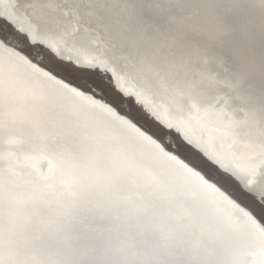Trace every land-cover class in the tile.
I'll return each instance as SVG.
<instances>
[{
	"label": "water",
	"instance_id": "water-1",
	"mask_svg": "<svg viewBox=\"0 0 264 264\" xmlns=\"http://www.w3.org/2000/svg\"><path fill=\"white\" fill-rule=\"evenodd\" d=\"M0 16L13 20L18 28L24 30L11 47L17 50L27 48L31 52L29 59L38 67L50 65L46 59L51 57L54 62L73 70L93 72L118 98L117 103L121 100L122 106L129 108L134 102V93H130L128 99H122L112 92V80L108 75L90 71L89 68L93 66L77 67L72 57H78L81 51L79 47L69 43L71 41L67 30L53 31L39 25L28 3H21L20 0H0ZM35 24L42 28L43 33H37L45 36L47 43L32 39L31 35L34 33H31L29 28L35 31ZM234 36L220 35L205 46V50L212 57L233 63L232 69L231 66L224 65V68L230 70V74L226 75L228 79H224L234 83L221 84L224 85L221 89L213 91L203 100L198 99L203 112H198L195 108L192 97L198 96L191 89L190 80H204L207 83L212 81L208 74L200 71L204 70V61L201 58L206 54L204 48L175 49L163 44L147 43L145 40L146 43H138L142 53L138 57L141 73L132 85L137 88L136 84H141V80L146 79L152 85V96L163 98L161 107L170 108L173 104H181L184 108L183 117L179 120L172 119V125L166 124V118L162 115L152 112L140 96L135 101L137 111H134L132 116H136L138 112L147 114L151 124L143 120L137 123L127 113H120L150 139L130 133L114 119L108 109L117 113L120 109L112 103L113 99L105 94L102 86L94 82L90 85L91 91H83L55 75L56 73L79 85V81L59 68L58 72H51L49 69L50 75L39 79L20 70L18 90L0 102V118L37 134L44 133L46 139H55L65 146L68 143L76 154L82 153L79 157L74 153L69 159L76 163L84 161L101 179L111 182L116 188L122 187V190H117L121 191L119 200L125 202L121 203L120 209L118 207L115 216L125 222H131L132 231L138 238L147 239L166 257L172 255L173 261L178 264H264V224L257 221V227L252 229L242 212L236 211L229 216L228 199L221 193L230 197L233 194L230 188H224L215 181H208L214 186L213 189L208 188L204 180L197 178L193 173L199 172L206 180L203 171L207 172V167L210 166L203 164L201 158L188 148H182L181 152L183 156L189 157L193 166L184 161L179 152L173 151L177 146V139L181 138L218 161L226 152L240 159L249 154L246 145H241L240 139L235 138L233 132L224 130V122L229 120V116L219 109L225 104L227 96L236 101L237 95L243 99L248 93L245 85L239 83L237 78L246 80L245 73L236 64L235 56L228 49V44ZM61 53L70 54L71 58L65 59ZM155 68L165 70L167 79L158 78ZM254 68L255 66L250 67ZM181 75L189 79L178 82L176 78ZM181 89L184 94L180 93ZM243 107L250 111L247 103ZM233 108L236 115L242 116L237 110V101ZM218 111L220 114L216 113ZM200 114L204 124L196 118ZM256 122L259 123L258 115ZM176 123L179 124V129L174 126ZM211 124L218 127L213 128ZM229 126L232 127L231 124H228ZM235 130L240 134L238 127ZM169 143L172 148H168ZM4 156L8 160L7 168L15 164L17 158L7 149L4 150ZM197 165L200 169L194 168ZM42 167L43 175L49 177L47 181H51L53 177L45 164ZM188 168L193 171L189 172ZM237 178L248 187L245 176L237 174ZM250 190L264 201V181H261L260 177H257ZM234 195L242 198L238 190ZM242 202L246 203L243 199ZM160 236L164 245L156 241ZM174 257L179 258V261ZM138 264L150 263L142 259Z\"/></svg>",
	"mask_w": 264,
	"mask_h": 264
},
{
	"label": "snow or ice",
	"instance_id": "snow-or-ice-1",
	"mask_svg": "<svg viewBox=\"0 0 264 264\" xmlns=\"http://www.w3.org/2000/svg\"><path fill=\"white\" fill-rule=\"evenodd\" d=\"M20 2H26L31 6L38 24L42 27L53 31L66 29L76 37L77 43L83 49L82 55L85 59L83 67L92 66L95 60V66L90 67L89 70L108 75L112 80V92L122 99L129 98V94L133 92L129 85L137 81L141 73L138 57L142 53L137 45L146 43L144 37L157 27H163L170 33L181 34L187 38L200 39H215L224 32L222 22L211 21L205 24L195 15L193 10L198 7V0H20ZM23 32L24 30L18 28L13 20L0 16V102L18 90L20 70L38 79L48 77L49 69L51 72L59 71L57 67L51 65L38 67L29 59L31 52L27 48L17 50L11 47ZM67 62L72 63V61ZM236 64L246 76L248 93L243 99L239 95L235 99L237 110L242 114L241 122L237 127L240 129V134L246 137L242 143L246 145L249 154L240 159L226 152L218 161L181 138L177 139V146L173 151L183 156L181 149L188 148L201 158L203 164L209 165L207 172L201 170L205 173L206 180L199 172L193 174L204 180L205 185L210 189L214 186L208 181L222 184L224 188L228 186L233 194L230 197L226 193L221 195H225L228 199L229 216L236 211L242 212L247 217L249 226L255 229L257 221L264 224V201L250 190L256 183L257 177L264 181V37L260 42L258 63L254 69H250L242 46L237 53ZM76 66L82 67L79 64ZM76 79L81 88L89 91H91L90 85L95 82L90 76L76 77ZM139 96V92L134 93L132 96L134 102L129 108L123 107L121 100L117 103L115 98L112 103L120 109V112H114L112 109L108 111L130 133L150 139L145 137L131 120L120 114L127 113L132 116V113L137 111L135 101ZM245 103L249 105L250 111L244 109ZM234 114L235 112L232 115ZM132 118L137 123L143 120L151 124L147 114L138 112ZM167 146L172 148L170 143ZM171 158L175 159V157ZM183 158L193 166L189 157L183 156ZM50 167L54 168V165ZM194 168L200 169L199 165ZM188 171L192 172L193 169L188 168ZM237 174L247 178V188L237 178ZM213 177L217 178L213 179ZM48 179V176L41 174V181ZM92 185L99 186V181L85 172H80L79 178L73 176L62 181L59 187L51 183L33 185L15 205L9 204L7 210L4 206L3 192L0 190V264H130L126 259L114 258V251L105 238H100L96 247H82L75 250L67 244L60 250L46 254L18 250L16 241L18 227L32 219L34 207L55 204L56 209L62 210L57 211L54 218L49 217L40 221L42 229L49 234L59 232L62 224L71 222L75 216L74 208L77 200L83 191ZM236 190L242 194V198L235 197ZM242 199L246 203L242 202Z\"/></svg>",
	"mask_w": 264,
	"mask_h": 264
},
{
	"label": "bare ground",
	"instance_id": "bare-ground-1",
	"mask_svg": "<svg viewBox=\"0 0 264 264\" xmlns=\"http://www.w3.org/2000/svg\"><path fill=\"white\" fill-rule=\"evenodd\" d=\"M193 11L205 24H209L211 21L222 22L224 24L223 35L231 36L233 34L236 36L232 37L231 42L228 44L229 51L236 58L237 53L240 51V46H242L249 66H256L260 42L262 37H264V0H198V7ZM38 26V24H35V31L29 28V31L34 33V35H31L32 39L46 42V37L39 34L43 33V31ZM67 33L70 36L69 41L71 42L69 43L76 45L81 51L78 53V57H72L74 62L79 65H85L84 55H82L83 49L77 43V38L72 36L68 30ZM144 40L147 43L163 44L175 49L179 47L202 49L203 47L204 50L207 43L212 41V39H200L197 37L187 38L181 34L170 33L163 27H157L152 33L147 34ZM205 52L206 54L201 57L204 61V70L200 69V71L208 74L212 81L207 83L204 80H190L191 89L198 96V98L191 96L198 112L203 110L199 100H203L213 91L221 89L224 86L221 84L234 83L231 80L230 82L224 79L227 78L226 75L230 74V70L224 68V65L231 66L232 69L233 63L226 62V59L223 60L220 57V59L212 57L206 50ZM61 56L65 59L71 58V55L66 53H61ZM94 65L95 60H93L92 66ZM155 73H157L158 78L167 79L165 70L155 68ZM55 75L68 81L71 85L81 88L80 85L56 73ZM237 78L239 83H243L246 87L245 80L240 77ZM187 79L189 78L184 75L176 78L178 82L187 81ZM166 83L168 84V82ZM133 85H129L133 89L132 93L139 92L141 99L145 101L152 112H156V114L158 113L166 118V124L172 125V119L179 120L183 117L184 108L180 106L181 104H173L170 108L161 107L164 103L162 102L163 98L152 96V85L146 79L144 81L141 80V84H136L137 88ZM156 92L159 94L158 90ZM180 93L184 94V91L181 89ZM235 104L236 101L232 97L227 96L225 104L219 109L224 110L225 114L230 116L233 112H236L233 108ZM216 113L220 114L219 111ZM201 115L196 118L200 119V122L204 124ZM240 122L241 116L234 114L231 119L224 122V130L233 132L235 138L238 137L237 139H240V144L245 145L242 141L246 137L238 134L237 130H235ZM228 124H231L232 127H228ZM174 126L178 129L180 128L177 123ZM211 127L217 128L218 126L211 124ZM187 128L190 131L192 130L190 126ZM46 138L47 136L44 133L37 134L27 128H21L17 124H11L2 117L0 118V190L3 192L6 210L9 204L15 205L33 185H43L51 182V184L59 187L64 180L73 176L79 178L80 172H85L89 176L95 177L99 181V186L92 185L83 191L75 204V216L70 223L62 224L59 232L49 234V232L42 229L40 221L49 217L54 218L56 212L62 210L56 209L55 204L34 207L32 209V219L18 227L16 235L18 250L46 254L64 248L65 244L74 250L82 247H96L100 238H105L109 241L114 251V258L126 259L130 264H138L142 259H146L150 264H178L177 261H173L172 255L166 257L162 251L157 250L147 239L138 238L132 231L133 224L131 222H127L128 220L125 222L120 217L117 218L115 216L117 215L118 207L120 209L121 203L125 202L119 200L121 191L117 189L122 190V187L118 186L116 188L111 182L101 179L98 174L89 169V165L84 161L76 163V161L69 159V156L74 153L76 157L83 154H76L77 152L72 150L68 143L66 144L67 147L60 141ZM5 149L17 158L15 164L8 168L6 167L8 160L4 156ZM212 149L215 152V149ZM215 154L219 156L217 153ZM43 164H45L49 174L53 177L51 181L40 180V176L43 174L42 170H44ZM50 165H54V168H51ZM226 191L228 192V190ZM125 200H127L126 197ZM116 202L118 203L116 204ZM125 205L127 206L128 204L125 203ZM156 241L164 245V240L161 236ZM140 257L143 258L140 259ZM135 259L139 262L133 261ZM174 259L179 261V258L174 257Z\"/></svg>",
	"mask_w": 264,
	"mask_h": 264
},
{
	"label": "rangeland",
	"instance_id": "rangeland-1",
	"mask_svg": "<svg viewBox=\"0 0 264 264\" xmlns=\"http://www.w3.org/2000/svg\"><path fill=\"white\" fill-rule=\"evenodd\" d=\"M47 62L54 66V67H57L59 69H62L64 72H66L68 75H70L73 79H76V77H82V76H90V77H93L94 81L99 84L100 86H102L105 90V92L108 93V95L112 98V99H117V102H118V98L116 96H114V94H112L107 85L105 83H102L101 79L98 77V75H96L95 73L93 72H81V71H77V70H73L71 68H69L68 66H65V65H61V64H58L56 62H54V60L51 58V57H47ZM66 69V70H65ZM77 80V79H76ZM78 81V80H77ZM147 123V122H146ZM148 124V123H147ZM185 153L189 154L187 151L184 150ZM190 155V154H189ZM194 159H196L195 157H193ZM208 169V167H207Z\"/></svg>",
	"mask_w": 264,
	"mask_h": 264
}]
</instances>
